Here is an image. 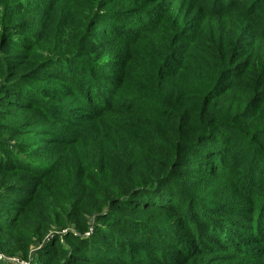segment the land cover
<instances>
[{"label":"trees","instance_id":"16d2710c","mask_svg":"<svg viewBox=\"0 0 264 264\" xmlns=\"http://www.w3.org/2000/svg\"><path fill=\"white\" fill-rule=\"evenodd\" d=\"M0 251L264 264V0H0Z\"/></svg>","mask_w":264,"mask_h":264},{"label":"rangeland","instance_id":"374dc122","mask_svg":"<svg viewBox=\"0 0 264 264\" xmlns=\"http://www.w3.org/2000/svg\"><path fill=\"white\" fill-rule=\"evenodd\" d=\"M26 16H27V17H25L26 20H29L30 22H34L35 20H37V19H34V14L33 13H31L30 15H26ZM58 21H60L61 23H64V21L62 19H60ZM41 22L42 21H40L39 24H41ZM23 31L24 30H22L19 34H12V35L15 38H19L20 36H22L21 34L23 33ZM37 32H39V29L37 30ZM37 34L38 33H33L34 38L36 37ZM43 34H40L38 37L44 38ZM47 38L44 39L43 42H48ZM104 60H106V59H104ZM101 61L103 62V59H101ZM79 138H80V140L82 142V145H83V156L85 157V159H87L89 164L93 165L94 162H93L92 159L96 158L97 154H99V152H100V139H99L98 132L92 130L90 127H87V128H84L83 130L80 131ZM38 160H39V162L41 164H44L45 166H49V164L51 163V161L49 159L41 158V159H38ZM35 161L38 162L37 160H35ZM60 179L62 180V177ZM63 189H64V187H63ZM49 200H51V197H49ZM69 231H72L73 233L74 232L77 233V230H76V228L73 225H71L70 227H67V226L66 227H53V229L49 233L50 236L45 238L46 239L45 242L46 243H47V241L49 242V240H51V238H53V236L58 234V235L61 236V242L62 243H66L67 241L65 240V238L63 236H64V234H66ZM240 233L244 234L243 232H240ZM36 241H38V240H35L31 244L29 252L37 250V248L41 247L40 244L43 242V240H42V242H39V243H36ZM0 254H2L4 256V258H5V259H2V261L5 260L6 262H9V263H14V262L11 261L10 259H8V257L15 258V259L16 258H20L21 260H24V261L29 260V259L25 258V256H23V252L22 251L17 252L15 255L6 254V253H4L2 251H0ZM35 256L34 255L31 256V262L35 260Z\"/></svg>","mask_w":264,"mask_h":264},{"label":"built area","instance_id":"2783aa9c","mask_svg":"<svg viewBox=\"0 0 264 264\" xmlns=\"http://www.w3.org/2000/svg\"><path fill=\"white\" fill-rule=\"evenodd\" d=\"M90 232H87V234H89ZM2 259H5L4 258V256L2 255V254H0V260H2ZM8 259H10L11 261H13L14 262V264H30V261H31V258L29 259V260H26V261H24V260H21L20 258H10V257H8ZM3 261H5V260H3Z\"/></svg>","mask_w":264,"mask_h":264}]
</instances>
